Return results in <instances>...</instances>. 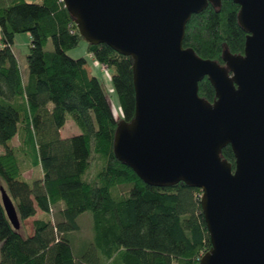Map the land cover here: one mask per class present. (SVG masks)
I'll return each instance as SVG.
<instances>
[{"label":"trees","instance_id":"trees-1","mask_svg":"<svg viewBox=\"0 0 264 264\" xmlns=\"http://www.w3.org/2000/svg\"><path fill=\"white\" fill-rule=\"evenodd\" d=\"M239 11L232 0L219 8L209 4L188 22L184 47L221 65L225 49L244 54L248 34ZM0 31V186L18 217L13 225L0 204V264H201L212 248L202 190L183 182L148 185L117 159L119 122L105 87L88 71L87 59L67 54L84 38L64 1L0 0ZM24 33L31 38L26 78L13 51L16 35ZM88 53L113 69L123 120L131 122L133 59L104 44H88ZM199 95L216 100L208 77ZM69 118L80 134L63 138ZM222 158L235 169L231 146ZM37 167L43 178L28 181L25 173ZM39 212L47 218L38 216L29 235L24 223ZM86 212L93 217V236L77 246L78 218Z\"/></svg>","mask_w":264,"mask_h":264},{"label":"water","instance_id":"water-1","mask_svg":"<svg viewBox=\"0 0 264 264\" xmlns=\"http://www.w3.org/2000/svg\"><path fill=\"white\" fill-rule=\"evenodd\" d=\"M63 1L88 44L133 59L135 117L118 125L117 159L148 185L202 190L212 248L201 264H264V0H232L248 36L244 54L225 49V65L184 47L192 16L222 0ZM206 77L213 103L199 95ZM228 146L235 169L222 158Z\"/></svg>","mask_w":264,"mask_h":264},{"label":"rangeland","instance_id":"rangeland-1","mask_svg":"<svg viewBox=\"0 0 264 264\" xmlns=\"http://www.w3.org/2000/svg\"><path fill=\"white\" fill-rule=\"evenodd\" d=\"M31 39H28L27 34H18L15 37L14 41V51L17 55V58L22 61V63L26 66L25 71L27 72V63H26V56L29 51V43ZM46 50L50 51L54 49L52 41H49L47 46L45 47ZM68 56L73 59L85 58L88 61V68L91 72L98 77V79L102 82L105 87L106 94L108 96L112 111L119 123L123 122V112L122 108L118 99L117 92L113 85L112 76H113V69H102V66L93 60L92 56L88 53V42L83 39L79 46L75 49H72L67 52ZM80 132L79 128L75 125V123L69 118L68 122L66 123L64 129L62 130L61 137L69 138L72 137ZM3 149V146L0 145V151ZM29 176V175H27ZM0 204L2 205L1 193H0ZM40 213V212H39ZM58 215V208H54L53 211V221L56 222ZM41 218H47L46 215L42 213L39 214ZM36 218V217H35ZM33 220L29 219L25 221V231L30 233L33 229ZM78 223L81 226V230L75 234L76 245L78 246L82 242L88 241L93 236V217L90 212H86L78 218ZM1 257V255H0Z\"/></svg>","mask_w":264,"mask_h":264},{"label":"crops","instance_id":"crops-1","mask_svg":"<svg viewBox=\"0 0 264 264\" xmlns=\"http://www.w3.org/2000/svg\"><path fill=\"white\" fill-rule=\"evenodd\" d=\"M27 37H28V39H31L30 38V35L29 34H27ZM0 41H1V31H0ZM15 41V40H14ZM30 44V43H29ZM13 51H14V45H13ZM14 54H15V51H14ZM15 56H16V58H17V55L15 54ZM17 60H18V62H19V65H20V68H21V71H22V74H23V77L24 78H26L27 77V72L25 71V69H26V66L22 63V61H20L18 58H17ZM94 60V59H93ZM88 71L90 72V73H92L91 72V70L88 68ZM92 75H94L93 73H92ZM64 129V128H63ZM62 129V130H63ZM62 130H61V135H62ZM80 134V132L78 133V134H76V135H79ZM76 135H74V136H76ZM73 137V136H72ZM70 138V137H69ZM12 144L14 145V146H16V145H18V139L17 138H15L13 141H12ZM4 152V148L0 151V154L1 153H3ZM27 175H29V176H27ZM24 177L28 180V181H32V180H35V179H39V178H43V172H42V168L41 167H37L36 169H33V170H28L26 173H25V175H24ZM0 187H3V186H0ZM40 214V213H39ZM39 214L36 216V218L39 216ZM36 218H32V219H36ZM29 220V219H28ZM33 220V221H34ZM32 232H33V229H32V231H30V233H28L29 235H31L32 234Z\"/></svg>","mask_w":264,"mask_h":264},{"label":"built area","instance_id":"built-area-1","mask_svg":"<svg viewBox=\"0 0 264 264\" xmlns=\"http://www.w3.org/2000/svg\"><path fill=\"white\" fill-rule=\"evenodd\" d=\"M102 69H104V70H105V69H109V68H108V67H105V66H102Z\"/></svg>","mask_w":264,"mask_h":264}]
</instances>
